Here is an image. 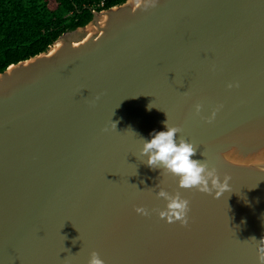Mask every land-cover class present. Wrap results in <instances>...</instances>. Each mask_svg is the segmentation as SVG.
Masks as SVG:
<instances>
[{"label": "water", "instance_id": "95a60500", "mask_svg": "<svg viewBox=\"0 0 264 264\" xmlns=\"http://www.w3.org/2000/svg\"><path fill=\"white\" fill-rule=\"evenodd\" d=\"M167 117L230 178L219 196L140 162V137ZM161 188L189 202L186 224L159 215ZM261 248L264 0H126L0 73V264L93 251L104 264H258Z\"/></svg>", "mask_w": 264, "mask_h": 264}, {"label": "trees", "instance_id": "16d2710c", "mask_svg": "<svg viewBox=\"0 0 264 264\" xmlns=\"http://www.w3.org/2000/svg\"><path fill=\"white\" fill-rule=\"evenodd\" d=\"M126 0H0V73L45 52L66 31L87 25L93 12Z\"/></svg>", "mask_w": 264, "mask_h": 264}, {"label": "clouds", "instance_id": "9594fccd", "mask_svg": "<svg viewBox=\"0 0 264 264\" xmlns=\"http://www.w3.org/2000/svg\"><path fill=\"white\" fill-rule=\"evenodd\" d=\"M154 107L152 103L148 109ZM197 112L200 105L195 106ZM166 114V113H165ZM167 116V114H166ZM163 123V130H153L149 138L140 137L142 144L139 148L141 163L150 169H159L177 178L178 187L181 189H195L201 193L219 196L228 185L229 177L223 179L214 168H210L204 159L193 158L197 147L178 135L180 129L168 123V117ZM156 196L165 202L164 208L159 215L168 222L187 223L189 202L178 193L170 194L163 188L156 192ZM135 211L140 215H147L148 210L137 207ZM87 264H104L99 254L95 251L90 253ZM258 264H264V248L258 254Z\"/></svg>", "mask_w": 264, "mask_h": 264}]
</instances>
